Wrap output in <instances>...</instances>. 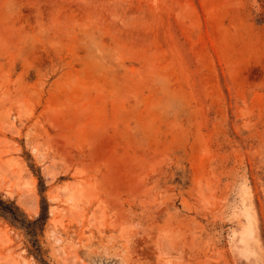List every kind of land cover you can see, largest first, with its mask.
<instances>
[{
	"label": "rangeland",
	"instance_id": "1",
	"mask_svg": "<svg viewBox=\"0 0 264 264\" xmlns=\"http://www.w3.org/2000/svg\"><path fill=\"white\" fill-rule=\"evenodd\" d=\"M0 199V264H264V0H0Z\"/></svg>",
	"mask_w": 264,
	"mask_h": 264
},
{
	"label": "trees",
	"instance_id": "2",
	"mask_svg": "<svg viewBox=\"0 0 264 264\" xmlns=\"http://www.w3.org/2000/svg\"><path fill=\"white\" fill-rule=\"evenodd\" d=\"M40 190L42 194L41 213L39 217L36 220H34L33 223H37L38 221H41V220L43 221L46 220L47 215H48L47 202H46L45 196L43 195L45 188H44V183L42 179L40 180ZM0 212L8 215L12 221L24 226L29 233L33 231L32 228L28 224H26L25 220L21 218L20 214L18 213V211L16 210V208L14 207L12 203H7L3 201L2 199H0Z\"/></svg>",
	"mask_w": 264,
	"mask_h": 264
},
{
	"label": "bare ground",
	"instance_id": "3",
	"mask_svg": "<svg viewBox=\"0 0 264 264\" xmlns=\"http://www.w3.org/2000/svg\"><path fill=\"white\" fill-rule=\"evenodd\" d=\"M20 179H21V177H20ZM19 179V181L17 182V186H19V188L21 187L23 190L25 189L26 190V192H29V190H30V186H31V183L29 182V178L27 177V178H25L24 180L23 179H21L20 180ZM81 184V183H80ZM84 185V184H83ZM83 185H82V187H83ZM79 187H81V185H79ZM86 188V187H85ZM27 189H28V191H27ZM66 189H67V187H66ZM84 189V188H83ZM24 190V191H25ZM78 190V189H77ZM85 191H87L86 189H85ZM78 193H79V197H80V199H81V196L83 195V193H84V190H82V189H80L79 191H78ZM84 196H86L85 194H84ZM78 197V198H79ZM73 200H75V199H73ZM76 202H77V200H76ZM30 203H31V201H30Z\"/></svg>",
	"mask_w": 264,
	"mask_h": 264
}]
</instances>
